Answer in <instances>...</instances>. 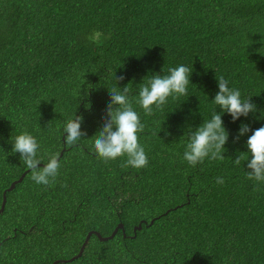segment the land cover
Masks as SVG:
<instances>
[{
    "label": "trees",
    "instance_id": "16d2710c",
    "mask_svg": "<svg viewBox=\"0 0 264 264\" xmlns=\"http://www.w3.org/2000/svg\"><path fill=\"white\" fill-rule=\"evenodd\" d=\"M179 65L192 70L187 95L146 115L140 84ZM220 76L257 110L235 122L223 114L225 159L193 167L187 133L220 113ZM129 83L149 160L141 169L94 150L109 91ZM74 114L87 135L69 146L63 129ZM242 124L250 131L237 139ZM261 126L264 0H0V205L28 169L15 136L37 139L38 167L53 154L61 164L50 186L29 171L6 192L0 264L70 259L87 233L108 237L118 224L112 239L92 234L80 257L58 264H264V182L248 179L245 159L232 162Z\"/></svg>",
    "mask_w": 264,
    "mask_h": 264
},
{
    "label": "clouds",
    "instance_id": "9594fccd",
    "mask_svg": "<svg viewBox=\"0 0 264 264\" xmlns=\"http://www.w3.org/2000/svg\"><path fill=\"white\" fill-rule=\"evenodd\" d=\"M102 33L96 31L90 39L98 41ZM192 70L179 65L168 69V75L153 74L146 83L140 84L138 104L146 115L153 113L155 109H162L171 96H186L190 84ZM124 77H115L117 82L123 81ZM217 81L218 92L212 102L220 109V113L214 111L209 120L203 121L194 131L190 129L187 133L188 142L183 154V159L190 165L203 163L208 158L212 160L225 159L222 153L227 143L229 134L223 127L222 115L227 114L235 122L240 117H247L250 113L256 112V105L251 102V97L241 99V92L238 89L229 87V82L223 76ZM109 91V90H108ZM130 83L123 89L116 85L109 91L110 102L106 108V119L103 120V127L96 133L94 150L98 157L104 161L115 160L126 156L125 166L141 169L148 166V156L144 147L139 143L138 134L143 132L144 125L140 116L132 106L130 99ZM82 116L73 115L68 119L63 129L64 143L69 146L76 145L82 136L87 133L81 131ZM250 131L247 125H241L237 139ZM247 153H241L232 161L234 165H240L241 160L247 161L246 175L248 179L257 182H264V126L252 131L247 139ZM40 144L37 139L27 131L17 135L13 139L12 151L19 153L20 160L31 171V179L40 185L50 186L59 175L61 168L58 155L49 157L43 167L37 153ZM245 154H248L245 156ZM249 156L251 159H249ZM216 183L222 185L224 179L216 178Z\"/></svg>",
    "mask_w": 264,
    "mask_h": 264
},
{
    "label": "water",
    "instance_id": "95a60500",
    "mask_svg": "<svg viewBox=\"0 0 264 264\" xmlns=\"http://www.w3.org/2000/svg\"><path fill=\"white\" fill-rule=\"evenodd\" d=\"M41 166H42V165H41ZM29 171H30V170L27 169L25 172H23V173L20 175V177H19L18 179L14 180V181L10 184V186H9L7 189H5V190L3 191V194H2V203H1V205H0V213H2V211H3V209H4V205H5V194H6V192H10V191H12V190L15 188V185L19 184V183L23 180V178H24V176L26 175V173L29 172ZM152 222H153V220L151 221V223H152ZM121 229H123L122 224H118V225L115 227V229L113 230V232L111 233V235H109L108 237H102L99 233H97V232H93V231L87 233V235H86V237H85V239H84L82 245L80 246V249H79L77 255H75L74 257H71L70 259H67V260H55L52 264L71 262V261H73L74 259L80 257V256L82 255V253H83V250H84V248H85V245L87 244V242H88V240H89V238H90V236H91L92 234L96 235L97 238H98L100 241H106V240L112 239V238L114 237V235L117 233V231H118V230H121ZM140 229H141V223H140L137 227L134 228V230H140Z\"/></svg>",
    "mask_w": 264,
    "mask_h": 264
}]
</instances>
